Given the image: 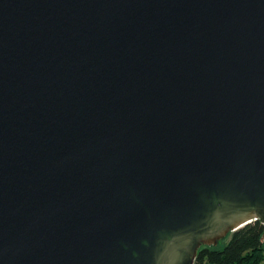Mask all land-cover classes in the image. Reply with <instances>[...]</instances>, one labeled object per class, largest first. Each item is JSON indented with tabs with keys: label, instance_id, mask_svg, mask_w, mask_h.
Returning <instances> with one entry per match:
<instances>
[{
	"label": "water",
	"instance_id": "95a60500",
	"mask_svg": "<svg viewBox=\"0 0 264 264\" xmlns=\"http://www.w3.org/2000/svg\"><path fill=\"white\" fill-rule=\"evenodd\" d=\"M257 219L264 0H0V264H195Z\"/></svg>",
	"mask_w": 264,
	"mask_h": 264
},
{
	"label": "trees",
	"instance_id": "16d2710c",
	"mask_svg": "<svg viewBox=\"0 0 264 264\" xmlns=\"http://www.w3.org/2000/svg\"><path fill=\"white\" fill-rule=\"evenodd\" d=\"M264 224L254 220L229 234V240L222 247L202 246L195 264H263Z\"/></svg>",
	"mask_w": 264,
	"mask_h": 264
},
{
	"label": "rangeland",
	"instance_id": "374dc122",
	"mask_svg": "<svg viewBox=\"0 0 264 264\" xmlns=\"http://www.w3.org/2000/svg\"><path fill=\"white\" fill-rule=\"evenodd\" d=\"M228 236H229V235H228ZM228 236L225 237V238H223V239H221V240L219 241V243H218V245H217L219 248H222V247L227 243V241H228L229 238H230V237H228ZM263 264H264V262H263Z\"/></svg>",
	"mask_w": 264,
	"mask_h": 264
}]
</instances>
